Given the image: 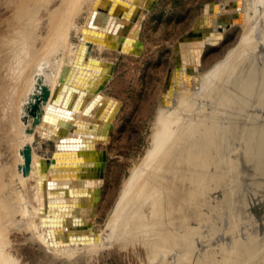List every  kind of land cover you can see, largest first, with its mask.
<instances>
[{
  "label": "rangeland",
  "instance_id": "rangeland-1",
  "mask_svg": "<svg viewBox=\"0 0 264 264\" xmlns=\"http://www.w3.org/2000/svg\"><path fill=\"white\" fill-rule=\"evenodd\" d=\"M57 1L59 0H0V193H4L5 208L8 209L12 205V208L16 209L13 214L8 215L10 221L5 226L7 231L4 230L1 234L3 243L5 242V246L12 251L17 264H264V13L260 14L249 28L248 35L244 36L246 39L248 36L249 42L245 41L244 37L240 40L242 29L233 25L224 32L223 38L216 45H205L197 70L201 72L210 69L223 60L228 49L239 47L231 57L233 61L236 58L232 69L225 77L219 79L216 89L213 84L210 85L211 82H206L208 77L199 80L197 90L201 91H198L200 94L204 92V95L200 96L197 92L195 101L194 96L191 97L193 106L189 104V100L187 104L184 103L183 106L189 104V108L186 106L189 110L187 113L184 112V107L185 110L182 106L179 107L182 109L181 113L186 115L183 116L179 108V114L177 111H171L174 108L170 109L174 118L165 125L170 130L178 128L179 133L181 130V157L187 151V126L191 124L194 127L196 145L203 155L206 153L204 157L208 158L206 164L202 165V169L209 173L205 183L197 164H192L193 167L189 170L186 166H181L182 171H173L175 178L169 171L171 180L166 177V169H161L164 172H153L156 174L161 171L156 176V181H160L158 178H161L162 173L161 182H170L168 187L173 186L168 188L164 186L165 183L162 185L160 182V188L157 186L143 205L146 226L134 229V232L126 234L120 241L114 240L110 246L93 251L78 250L73 252V255L67 254L65 259L47 255L39 244L30 238V233L19 225L18 198L13 183V166L17 157V141L14 137L18 125L16 111L9 105V98L13 93L9 72L12 49L9 48V43L24 31H29L24 32L26 38H19L27 39L25 43L30 39H40L41 28L48 26L54 17L57 6L54 2ZM215 1L223 5L229 2L153 0L143 10L145 12L139 32L141 53L131 56L115 51L100 52L95 48L91 50L92 55L110 61L111 77L101 89L104 94L113 95L118 99L120 106L111 122L109 141L96 146V150L105 152V159L103 182L95 204L96 214L90 218L89 227H103L123 182L129 178L132 169L150 147L152 121L165 89L168 73L177 66L175 60L179 54V41L199 34L194 28L196 18ZM85 15V8L81 9L76 18L78 24L84 22ZM33 17L34 20L31 19ZM259 27L261 32L258 30L254 34V30ZM24 28L25 30H22ZM14 29L17 32H14ZM249 36L254 38V42L250 43L252 39ZM69 38L76 42L78 35L71 31ZM242 50L246 53L242 54ZM239 55L240 59L237 60ZM247 63L249 65L244 66ZM205 85L206 89L201 90L200 87L204 86V89ZM6 91L11 92V95ZM175 114L178 116L175 117ZM33 146L40 155L48 158L54 149V142L36 136ZM177 172L179 176L181 173V177L177 176ZM183 174L186 176L185 180ZM187 187L192 189L191 198L187 196V191H190ZM176 188L178 192L180 190L176 200L179 209L178 206L171 209L169 207H173L174 202H171L169 194ZM167 194L169 197L165 198ZM167 200L171 202L170 206V203L165 202ZM169 209L175 212L180 210L181 221L176 219L179 213L176 216L175 212L172 213V217ZM164 212L170 216L164 215ZM166 217L170 218V221ZM176 220L177 224L174 223ZM174 226L177 231L169 230ZM171 235L176 236L173 239Z\"/></svg>",
  "mask_w": 264,
  "mask_h": 264
},
{
  "label": "bare ground",
  "instance_id": "bare-ground-1",
  "mask_svg": "<svg viewBox=\"0 0 264 264\" xmlns=\"http://www.w3.org/2000/svg\"><path fill=\"white\" fill-rule=\"evenodd\" d=\"M152 1L59 0L54 2L57 5L54 17L51 18L48 26L41 28L40 39H30L28 43H25L27 39L19 38L26 36V34L24 36L25 31H20L22 35L18 32L19 37L11 39L12 42L9 43V48L12 49V62L9 67L10 87L13 93L11 95V92H8L11 98L9 95L7 97L11 99V104L9 102L8 104L16 111L18 125L14 137L17 141L15 148L17 157L13 166L14 192L15 195L17 194L20 207L17 209L20 214L18 223L30 233V238L38 243L49 256L65 259L67 254L78 250L93 251L110 246L114 240L120 241L126 234L134 232V229L146 226L147 220L142 207L160 185L162 173L161 178H158L160 181H156L155 178L160 174L161 169L168 170L167 173L170 171V175H174L173 178H175L174 172L182 171L181 166H186L189 170L197 164L203 183L208 178L209 173L202 169L204 167L202 165L206 164L208 158L204 157L206 153L203 155L196 145L194 127L191 124L187 126L188 139L185 145L187 151L181 157L182 153L179 152L183 147L180 141L181 130L179 133L178 126L177 129L170 130L165 124L170 119L173 121L171 111L178 112L177 109L180 106L186 109L190 103L193 106L192 103L197 99L195 95L199 91L197 90L199 80L208 77L210 80L207 79L206 82H211L210 85L213 84L215 89L217 88L219 79L225 77L232 69L236 58L233 61L231 57L239 47L228 49L223 60L210 69L206 68L207 70L200 72L197 70V65L203 48L207 44L216 45L223 38L224 32L233 25L242 29L241 40L260 14L264 13V0H229L225 5L215 1L196 18L194 28L199 31V34L179 41V54L175 60L177 66L168 73V87L160 96L152 121L150 147L132 169L129 178L123 182L103 227L97 229L88 226L90 218L96 214L95 204L103 182L104 152L96 150V146L109 141L111 122L120 106L118 99L113 95L104 94L101 89L105 81L111 77L110 61L92 55L91 50L95 48L100 52L115 51L131 56L141 53L139 40L141 19L145 12L143 10ZM84 8L85 20L78 24L76 18ZM28 19H30L29 16ZM31 19L34 20V17ZM20 26L19 24V28ZM16 28L18 29V26ZM259 29L260 27L253 33L255 34ZM13 31L15 32L16 29ZM71 31L78 35L76 42L69 38ZM249 37L252 39L251 43L254 35ZM244 40L249 42L248 36ZM245 41L243 43L247 44ZM243 53L246 52L242 50ZM239 59L240 55L239 58L237 57V60ZM206 82L204 84L208 86ZM42 85L47 88L46 95L42 93ZM206 85L204 89L202 88L204 86L200 89L205 90ZM193 96L194 101L190 99ZM188 100L193 102L190 101L188 105L183 106ZM33 103L36 107L33 113H29ZM172 108L174 109L170 111ZM181 110L179 108L180 113ZM187 111L189 112L187 109L184 112L187 113ZM181 118L185 117L181 116ZM36 136L54 142L50 157L45 158L36 151L33 146ZM25 145L31 147L26 172L23 171L25 160L21 153ZM158 170H161L159 174L153 173ZM178 173L177 176L181 177V173L180 176ZM167 175L169 176V173ZM168 176L166 177L170 178ZM185 177L184 175V180ZM175 180H173L174 183H176ZM164 183V186L168 187L170 182ZM187 188L190 189L187 191V196L191 198L192 189ZM175 190L169 194L172 198L171 202H174L173 207H169L171 202L165 201L170 203L168 207L171 209L178 206L176 200L179 198L180 190L179 192L177 188ZM169 196L167 194L165 198ZM4 197V193H0V264H17L12 251L5 246V242L3 243L1 234L10 221L8 215L16 211L12 205L8 209L5 208ZM189 208L187 209L190 211L191 208ZM179 211L171 210L169 213L171 216L174 212V216L179 213L177 214L179 217H176L179 220L182 213ZM164 215L170 216L166 213ZM167 219L170 221V218ZM178 220L172 223L177 224ZM170 225H172L171 222ZM176 226L168 228L177 231ZM175 236L171 235L173 239Z\"/></svg>",
  "mask_w": 264,
  "mask_h": 264
},
{
  "label": "water",
  "instance_id": "water-1",
  "mask_svg": "<svg viewBox=\"0 0 264 264\" xmlns=\"http://www.w3.org/2000/svg\"><path fill=\"white\" fill-rule=\"evenodd\" d=\"M247 65H249V63H247L244 66H247ZM166 87H168V80L165 83V88ZM42 93H43V95H46L47 94V88L45 87V85H42ZM35 107H36V104L35 103L31 104V107L29 108V113H33ZM30 148L31 147L29 145H25L24 148L21 150V153L23 154L24 160H25V163L23 165V171L24 172L27 171V166H28V162H29V159H30Z\"/></svg>",
  "mask_w": 264,
  "mask_h": 264
}]
</instances>
